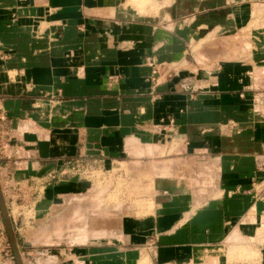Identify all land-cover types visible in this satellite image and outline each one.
I'll use <instances>...</instances> for the list:
<instances>
[{"label": "crops", "instance_id": "obj_1", "mask_svg": "<svg viewBox=\"0 0 264 264\" xmlns=\"http://www.w3.org/2000/svg\"><path fill=\"white\" fill-rule=\"evenodd\" d=\"M151 2L0 0V187L35 264H264V0Z\"/></svg>", "mask_w": 264, "mask_h": 264}, {"label": "rangeland", "instance_id": "obj_2", "mask_svg": "<svg viewBox=\"0 0 264 264\" xmlns=\"http://www.w3.org/2000/svg\"><path fill=\"white\" fill-rule=\"evenodd\" d=\"M131 1H132V3L141 7L142 9L150 8L149 10H151V11H157L158 10V8L154 5L153 2H151V0H131ZM99 175L100 174H97V177ZM84 176L86 179H93V178H95L94 177L95 173H92V174L86 173V174H84ZM111 186H112V179L111 178L109 180L105 179L104 175H102V178H99L97 188H95L96 190H98V192L96 193L93 200L98 203L97 205H101L102 209L105 208V205H107V206L109 205V207H111L112 205L114 207H117V205L119 206L120 199L118 198L117 195L121 194V192H122L121 189L123 186L121 185V183H118V185H116L118 187V189L114 187L116 190L114 192L110 191L109 195L106 196L105 190L109 189ZM84 200L88 201L86 199H84ZM135 200L137 201L138 198ZM18 203L21 205L20 202H18ZM6 210H7V208H6ZM20 212H22V210L18 211V209H16V207H14L12 209L11 216L7 212L8 218H9V221L11 224L13 236H14L15 242L19 248V255H20L21 263L22 264H35L34 261L31 260L32 258L26 255L25 250L23 248V247H25V244L27 243V242H25V238L29 232H27L25 229H23L20 231V234L18 233L19 231H17V230H16V234L14 233L13 228L15 227V224L17 227V224H19V222H18L19 219L23 217V215H21ZM29 215L30 214L25 215L24 224H26L25 225L26 228L31 229V227H30L31 225H30L29 221L27 220ZM39 222L40 223L38 225H36L35 228L31 229V231H33V233H34V235H33L34 238L37 239L36 241H41V233L43 231V226L41 224V221H39ZM45 227L46 226L44 225V229H45ZM53 228H54V230L51 231L53 234V235H51V237L53 236V240H51V242H45L46 244L50 243L53 245V247L50 249L58 250L60 248L57 245H54V243L52 241H54V242L69 241L70 243L74 244V242L75 243L84 242V239L87 238V234L84 231L83 232L80 231V227L78 225H74V228L71 227L67 232L65 231V233L63 230H60L57 225H54ZM81 232L83 233L82 235H81ZM43 233L45 235H47V230H44ZM238 238L239 237L237 236V232H234L229 236L228 241H237ZM48 241H50V240H48ZM49 247L50 246H43V247H40V249H49ZM233 250H234V248L231 247L230 252H232ZM56 254H57V252L53 251L52 255H56ZM53 260H54L53 258L48 259V263L53 264V262H52ZM37 261L40 262V258H38ZM144 263H146L145 260H144ZM0 264H16L14 254H13V251H12L11 246L9 244V239L7 237V233H6L4 223H3V220L1 217V213H0ZM74 264H78V262L74 261Z\"/></svg>", "mask_w": 264, "mask_h": 264}, {"label": "water", "instance_id": "obj_3", "mask_svg": "<svg viewBox=\"0 0 264 264\" xmlns=\"http://www.w3.org/2000/svg\"><path fill=\"white\" fill-rule=\"evenodd\" d=\"M0 213H1V217H2V220L4 223L6 233H7V237L9 239V244H10L11 249H12L13 254H14L15 263L16 264H22L21 259H20V255H19V248L15 242L13 232H12V228H11V224H10V221L8 218L7 210H6V207L4 204L1 188H0Z\"/></svg>", "mask_w": 264, "mask_h": 264}, {"label": "built area", "instance_id": "obj_4", "mask_svg": "<svg viewBox=\"0 0 264 264\" xmlns=\"http://www.w3.org/2000/svg\"><path fill=\"white\" fill-rule=\"evenodd\" d=\"M147 65H149V66H151V67H154V63H153V61H152V59L151 58H147ZM92 174L93 172L92 171H90V170H86L85 172H84V174ZM151 246H153V243H150L149 245H148V247H151Z\"/></svg>", "mask_w": 264, "mask_h": 264}]
</instances>
